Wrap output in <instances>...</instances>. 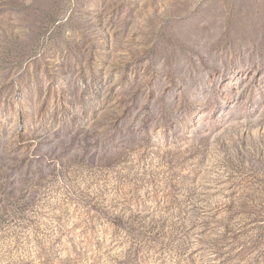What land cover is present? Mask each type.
I'll list each match as a JSON object with an SVG mask.
<instances>
[{
    "label": "rangeland",
    "instance_id": "1",
    "mask_svg": "<svg viewBox=\"0 0 264 264\" xmlns=\"http://www.w3.org/2000/svg\"><path fill=\"white\" fill-rule=\"evenodd\" d=\"M0 264H264V0H0Z\"/></svg>",
    "mask_w": 264,
    "mask_h": 264
}]
</instances>
